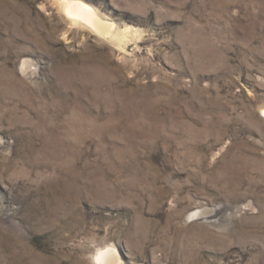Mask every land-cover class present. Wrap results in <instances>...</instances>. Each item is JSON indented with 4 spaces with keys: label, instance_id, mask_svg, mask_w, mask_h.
<instances>
[{
    "label": "rangeland",
    "instance_id": "obj_1",
    "mask_svg": "<svg viewBox=\"0 0 264 264\" xmlns=\"http://www.w3.org/2000/svg\"><path fill=\"white\" fill-rule=\"evenodd\" d=\"M79 1L0 0V264H264V0Z\"/></svg>",
    "mask_w": 264,
    "mask_h": 264
},
{
    "label": "bare ground",
    "instance_id": "obj_2",
    "mask_svg": "<svg viewBox=\"0 0 264 264\" xmlns=\"http://www.w3.org/2000/svg\"><path fill=\"white\" fill-rule=\"evenodd\" d=\"M62 12L67 22L72 26H84L93 34L103 40L124 49L125 39L131 32L126 30L123 33L118 31L114 25L107 23L100 14L90 5L79 0H59ZM123 35V36H122ZM70 128V127H69ZM199 214L194 215V217ZM95 262L98 264H124L115 248L102 250L95 255Z\"/></svg>",
    "mask_w": 264,
    "mask_h": 264
}]
</instances>
